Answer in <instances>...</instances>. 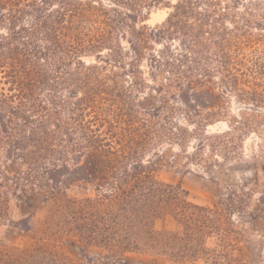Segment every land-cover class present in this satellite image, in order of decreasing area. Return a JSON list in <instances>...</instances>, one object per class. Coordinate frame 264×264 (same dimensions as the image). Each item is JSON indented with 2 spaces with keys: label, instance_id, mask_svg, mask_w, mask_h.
<instances>
[{
  "label": "rangeland",
  "instance_id": "rangeland-1",
  "mask_svg": "<svg viewBox=\"0 0 264 264\" xmlns=\"http://www.w3.org/2000/svg\"><path fill=\"white\" fill-rule=\"evenodd\" d=\"M0 58V264H264V0H0ZM134 166L182 203L127 217Z\"/></svg>",
  "mask_w": 264,
  "mask_h": 264
},
{
  "label": "trees",
  "instance_id": "trees-1",
  "mask_svg": "<svg viewBox=\"0 0 264 264\" xmlns=\"http://www.w3.org/2000/svg\"><path fill=\"white\" fill-rule=\"evenodd\" d=\"M48 36V35H46ZM55 45L59 46V37L54 36ZM37 55V54H36ZM2 59V58H0ZM2 62V60H0ZM14 81L17 82V84H20L21 87L20 90L25 93L26 91L23 90L24 85L22 81L19 78H16ZM28 90V88H26ZM2 104H7L8 99L4 97L1 100ZM5 106V105H4ZM35 135H38L36 131H34ZM45 136H42L41 138L36 139L37 147H43ZM92 140L94 142L93 150L89 152L88 154V160L86 165H83V168L85 172L90 176L93 177L94 180H97V186L101 189L107 186H111V183L108 181V178L115 174L116 172V160L118 158L117 153L112 150L111 144H108L105 142V139L101 138L100 135L96 134L93 135ZM22 144V143H21ZM109 146L106 148V146ZM42 148L41 152H44ZM134 172L132 175L127 172L128 176H134L136 177V180L134 183L131 184V187L128 188L125 185L126 180L120 181V185L117 186V190H115L116 198H119L122 201L123 209H125L127 213V217L137 216L139 213H141L142 208L145 209L143 211L152 210L156 211L159 206H156L154 203V199L156 197L161 198L164 197L163 193H167V199H171L173 203L175 204H181L182 199L180 198L179 194L176 192H171V190L167 189V186L164 187L160 184H158L155 180H153L149 174L142 173L141 166H134ZM141 175H144L143 177ZM170 192V193H168ZM119 196V197H118ZM89 200V199H87ZM185 205L184 211L190 210L188 208L189 202L184 201ZM186 206V207H185ZM204 209V208H202ZM207 210V209H206ZM192 216H190V219H192L194 212H190ZM136 222L138 219H134ZM141 223V222H140ZM193 224V223H191ZM140 228V226L138 225ZM137 224L132 222V224L127 225V228L131 231L134 230V228H138ZM191 227V226H190ZM143 231L148 235V239L152 242L151 244H154L155 246L164 247L168 244L172 243H179L183 242L185 239L183 237L178 236L177 234L165 230V231H157L153 230L148 226V224L143 223V226H141ZM84 234L83 237L87 238H101L102 240L108 242L111 245H115L116 242H123L121 239H126L128 234L126 236H121L115 231H113L114 227L107 224L104 226H99L98 224H94L92 226H86L84 228ZM142 239V238H140ZM186 241H191L189 238H186ZM192 242V241H191ZM5 249L0 248V256L6 255Z\"/></svg>",
  "mask_w": 264,
  "mask_h": 264
}]
</instances>
